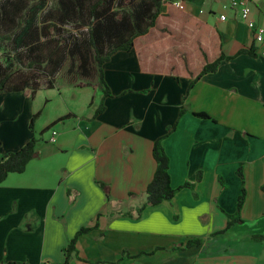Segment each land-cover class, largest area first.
I'll return each mask as SVG.
<instances>
[{
	"label": "crops",
	"instance_id": "crops-1",
	"mask_svg": "<svg viewBox=\"0 0 264 264\" xmlns=\"http://www.w3.org/2000/svg\"><path fill=\"white\" fill-rule=\"evenodd\" d=\"M147 1L89 0L88 7L106 10L102 20ZM228 2L183 1L182 10L214 29L229 56L198 78L183 102L191 78L142 71L133 48L117 50L102 64L109 95L96 62L75 54L66 66V54L57 51L33 93L30 86L0 92V155L52 123L57 129L55 142L43 133L25 170L0 183V264L62 263L70 239L95 223L79 235L67 264H264V55ZM250 6L264 26V0ZM65 68L70 75L64 79ZM88 71L90 78H82ZM62 84L87 94L54 114L47 109L45 123L30 130L33 114L52 100L40 102L39 91L62 98ZM176 119L163 140L171 186H192L139 210L156 167L153 140ZM238 168L246 198L240 220L229 225L241 188ZM192 238L202 240L185 245Z\"/></svg>",
	"mask_w": 264,
	"mask_h": 264
},
{
	"label": "trees",
	"instance_id": "trees-1",
	"mask_svg": "<svg viewBox=\"0 0 264 264\" xmlns=\"http://www.w3.org/2000/svg\"><path fill=\"white\" fill-rule=\"evenodd\" d=\"M24 1L19 0V3L15 2L17 12L19 8L22 9L25 7V5L23 7ZM45 1L38 0L37 3L32 4L28 8L29 14L24 17V24L11 38L14 46L17 48L25 43H35L38 40L41 32L36 28V16L45 6ZM88 2L89 0H58V11L60 12L61 19H74L78 23H88L84 46L81 47L80 44L73 43L69 46L68 51H65L66 53L63 52V56L64 54H68L67 56L72 61L75 54H77L84 61L89 57L96 62L99 71V81L104 86V95H109V92L107 91L108 85L104 81L102 64L117 50L135 49L142 71L168 74L176 80H179L183 75L191 78L182 96V102L198 78L208 72L215 71L221 59L229 58V56L222 53L220 40L214 29L193 16H190L184 10L172 6L167 0H151V3L147 1L141 4H131L128 10H122L120 12V18L117 16L119 10H115L111 12V15H106L102 20H99L98 17L106 10L96 11L95 9H89ZM162 4L165 5L164 12L160 10ZM10 9L11 7H3L2 12L5 13L6 10L12 19L18 20L19 16L15 15L14 8L12 10ZM91 16L93 17L92 20L90 19ZM19 21L21 22L20 19ZM0 37L10 39L8 34L0 35ZM30 49L32 50L34 47L32 46ZM243 51L252 52V48L249 50L243 49L240 52ZM7 58L6 64L0 66V92L30 86L33 93L39 84H32L33 78L30 75H22L24 72L19 74L17 72L19 68L12 70L16 65L9 59L10 57ZM59 60L60 65L62 59ZM30 63L31 61L29 65ZM84 64L87 67L86 62ZM88 73L89 71L86 74ZM51 74L49 75L51 76ZM52 76L48 79L52 80ZM29 78L30 81L28 80ZM102 109L103 101L100 104V108L95 111V114L97 115ZM183 112L184 108H181L179 110V116ZM38 113L39 111L34 113L31 118L29 124L30 130L34 129V121ZM193 114L210 118L205 112H193ZM67 116H62L59 119ZM177 121L178 119L171 126H168L163 134L153 140L152 155L155 159L156 167L152 179L145 188V202L139 210H142L146 206L157 205L164 200H170L181 187L192 186L189 182H184L177 187L171 186L169 157L163 146V140L175 128ZM37 143L38 138L32 136L20 148L7 151L0 155V183L6 179L9 173H21L25 170L28 162L35 155ZM236 172L241 178V188L236 201V210L230 216L229 225L231 221L240 220V212L246 198L241 168H238ZM199 177L200 175L198 174ZM220 180L222 181L221 178ZM261 189L264 191V182L261 185ZM95 227H97V223L93 226L81 227L64 247V262L52 264H67L70 253L74 250L79 235ZM201 240V238H192L185 245L199 244ZM1 264L26 263L11 261Z\"/></svg>",
	"mask_w": 264,
	"mask_h": 264
},
{
	"label": "rangeland",
	"instance_id": "rangeland-1",
	"mask_svg": "<svg viewBox=\"0 0 264 264\" xmlns=\"http://www.w3.org/2000/svg\"><path fill=\"white\" fill-rule=\"evenodd\" d=\"M15 2L19 3V0H0V35L8 34L10 36V39L0 37V66L6 64L8 59L7 57H10L9 59H11L16 65L12 68V70H14L15 68H19L20 70L22 69V71L18 69L17 72H19V74H21V72H24L22 75H30L33 78L32 84H43L45 83L44 81L47 78L45 71H49L52 67V63H50L49 61L52 53L54 51H57V55L63 54V52L66 53L65 51H68L69 46L73 43L80 44V46L83 47L85 43L84 39L86 38L87 34L88 23H78V21L74 19H61L60 12L58 11V0H46L45 6L37 13L36 16V28L41 32L38 40H36L35 43H25L17 48L16 46H14L11 38L13 37V34L18 31L24 24L23 19L29 14L28 8L32 4L37 3L38 0H25L23 3V7L24 5L25 7L22 9L19 8L18 12L15 9ZM3 7H11L10 10L14 8L15 15L19 16L21 22H18L19 19H12L11 16L8 15L9 13H7L6 10L5 13H3ZM32 46L34 47V49L31 50L30 48ZM67 55L63 57L62 61V64H65L66 66H68V62L70 59V57ZM46 58H48V61ZM30 61L31 63L29 65ZM30 66L32 67L30 68ZM61 75L63 76L62 78L65 79L68 75H70V71H67V69L65 68ZM81 76H83L82 78L86 79L90 78V74ZM77 79L78 81H83L80 77H78ZM79 89L81 90V88ZM61 90H63L62 98L57 97L54 90L50 91V94H47L45 89H41L39 91L38 98L40 102H44V99L47 96L51 97L52 100L50 102L48 101L47 106L44 107V109L42 108L43 111L39 110L38 116L34 121L35 130H37V127L40 124L45 123L46 116L49 114V111H47V109L51 110V113L54 114L55 112L64 110L67 106H69V104H72L76 100H80L79 102H81L83 97H85L87 94L84 91H81V94L74 93L70 88H67V86L63 84ZM53 128L56 129L55 125L49 126L42 133H39V136L44 133V137L46 136L47 138L48 136H50ZM39 136V143H37L36 145L43 144V140H41Z\"/></svg>",
	"mask_w": 264,
	"mask_h": 264
},
{
	"label": "built area",
	"instance_id": "built-area-1",
	"mask_svg": "<svg viewBox=\"0 0 264 264\" xmlns=\"http://www.w3.org/2000/svg\"><path fill=\"white\" fill-rule=\"evenodd\" d=\"M184 0H167L172 6L182 9ZM228 7L235 9L239 18L246 24L251 30L253 40L261 44L260 53L264 55V26L257 23L252 17V8L250 6V0H229ZM221 19H225V14H220ZM57 130L53 128L50 133L49 141H56Z\"/></svg>",
	"mask_w": 264,
	"mask_h": 264
}]
</instances>
